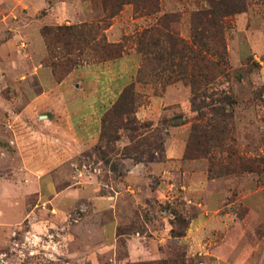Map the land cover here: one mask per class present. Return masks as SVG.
I'll return each mask as SVG.
<instances>
[{
	"label": "rangeland",
	"instance_id": "1",
	"mask_svg": "<svg viewBox=\"0 0 264 264\" xmlns=\"http://www.w3.org/2000/svg\"><path fill=\"white\" fill-rule=\"evenodd\" d=\"M208 7L0 0V264H264V0L219 66Z\"/></svg>",
	"mask_w": 264,
	"mask_h": 264
},
{
	"label": "trees",
	"instance_id": "2",
	"mask_svg": "<svg viewBox=\"0 0 264 264\" xmlns=\"http://www.w3.org/2000/svg\"><path fill=\"white\" fill-rule=\"evenodd\" d=\"M205 1L209 5V7L205 10L199 11L197 17H195V20H193V26H194L193 38L194 41L198 43H200V41L203 39V45L201 46L203 48H206L207 49L206 51L214 52L215 54L214 56L217 57L218 59L217 62H219L216 63V66H219V64L225 65L226 57H227V49H226L225 37H224L226 20L229 19L234 14L241 12L242 9L240 10L236 9L234 5L235 3H237V5H240V7H244L245 0H205ZM165 18L170 19L171 21L173 16L165 17ZM170 39L173 43L175 42L173 38L170 37ZM152 45L153 46L158 45L155 39H153V37H152ZM119 47L120 44H112L108 46L109 50L115 53L114 55L115 57L119 55V50H118ZM131 96H132V88L129 87L122 94L112 114H114L118 118H121L122 122L125 121L124 127L135 134L139 130H141L142 127L134 126L135 118H131V116L134 114L133 112L134 102ZM229 101L230 98L226 97L224 103L226 102L227 105L229 106L230 105ZM195 104L196 102H194V105ZM216 108L218 109L217 106ZM216 108L215 107L213 108V111L215 112V114H213V117L220 115V113H218L217 115ZM138 137L139 136L133 135L132 140L134 141ZM144 144H147L148 148H150L152 151L160 150L162 148V144L159 143L157 140L153 142L138 144V145L142 146Z\"/></svg>",
	"mask_w": 264,
	"mask_h": 264
}]
</instances>
